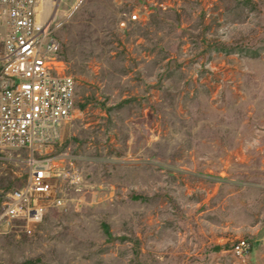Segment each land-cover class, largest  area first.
Listing matches in <instances>:
<instances>
[{
  "label": "rangeland",
  "instance_id": "374dc122",
  "mask_svg": "<svg viewBox=\"0 0 264 264\" xmlns=\"http://www.w3.org/2000/svg\"><path fill=\"white\" fill-rule=\"evenodd\" d=\"M52 25L79 191L0 229V261L264 264V0H61Z\"/></svg>",
  "mask_w": 264,
  "mask_h": 264
},
{
  "label": "built area",
  "instance_id": "2783aa9c",
  "mask_svg": "<svg viewBox=\"0 0 264 264\" xmlns=\"http://www.w3.org/2000/svg\"><path fill=\"white\" fill-rule=\"evenodd\" d=\"M61 0H0V229L22 220L35 228L48 209L63 207L80 177L56 155L62 126L77 111L76 80L53 33ZM138 11L132 21L142 19ZM249 248L240 239L233 253ZM0 264H3L0 261Z\"/></svg>",
  "mask_w": 264,
  "mask_h": 264
}]
</instances>
